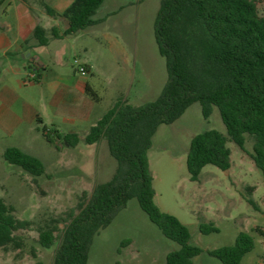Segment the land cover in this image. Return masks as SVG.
I'll return each instance as SVG.
<instances>
[{
    "label": "rangeland",
    "instance_id": "1",
    "mask_svg": "<svg viewBox=\"0 0 264 264\" xmlns=\"http://www.w3.org/2000/svg\"><path fill=\"white\" fill-rule=\"evenodd\" d=\"M7 1L0 0V24L15 25L14 2ZM42 1L53 8L71 0ZM159 2L104 0L94 16L102 21L70 34H63L65 25L61 19L48 22L45 15L35 11L41 17L39 24L48 38L49 51L39 53L45 64L39 71L41 79H32L25 73L28 87L19 91L37 100L42 119L11 129L0 124V197L14 207L16 217L32 221V226L17 232L23 237L21 248L0 247V264H52L57 244L42 247L37 241L38 227L75 207L83 192L90 195L96 184L112 177L117 162L105 139L90 145L84 136L116 102L138 105L160 93L167 73L153 33ZM256 4L264 16V0H256ZM54 25L60 36H54ZM85 64L91 71L82 74L78 67ZM4 65L0 59V72ZM25 69L37 72L27 66ZM57 75L70 77L74 83L76 79L87 81L97 96L94 99L74 85L72 111L66 115L73 119L71 122L55 115L53 101L59 95L53 93L51 83ZM31 81L35 84L32 88ZM53 124L64 132L77 133L78 143L47 140L43 130H52L56 127ZM208 129L226 135L218 108L213 106L210 116L204 118L199 102L192 103L173 123L158 127L147 152L154 202L162 211L177 217L188 228L190 242L203 249L193 258V264H223L207 250L233 244L240 231L252 236L254 247L239 264H264V236L254 230L256 226L264 228V177L249 154L228 141L231 166L227 170L207 164L197 181L189 178L186 155L190 140ZM253 142V136L245 134L247 151L252 150ZM12 146L37 157L44 174L34 177L7 163L3 153ZM247 186L254 188L249 192ZM248 197L255 201L257 209L248 203ZM200 223L213 224L218 230L203 233ZM178 247L149 219L137 199L131 198L93 238L88 264H165L166 254Z\"/></svg>",
    "mask_w": 264,
    "mask_h": 264
},
{
    "label": "trees",
    "instance_id": "2",
    "mask_svg": "<svg viewBox=\"0 0 264 264\" xmlns=\"http://www.w3.org/2000/svg\"><path fill=\"white\" fill-rule=\"evenodd\" d=\"M103 1L72 0L62 12L67 21L63 34L102 21L94 16ZM52 32L60 36L55 28ZM153 33L165 61L166 81L153 100L138 105L116 102L84 136L90 145L105 139L117 166L112 177L96 184L90 195L83 192L75 207L38 227L37 241L42 247L57 244L52 264H88L93 238L131 198L137 199L165 237L179 244L166 254L165 264H193V258L203 249L190 242L188 228L177 217L155 204L147 152L158 127L173 123L194 102H199L204 118L210 116L213 106L218 108L226 135L208 129L191 138L186 155L190 180L197 181L207 164L221 170L231 166L228 141L247 152L264 177V16L256 0H160ZM34 37L40 47L47 45L41 26L35 27ZM85 67L88 69V65ZM85 91L97 98L89 84ZM43 133L49 141L57 138L69 145L79 141L74 132L54 129ZM245 134L254 138L251 151L244 146ZM3 157L34 177L45 172L37 157L17 147H7ZM253 188L247 186L249 192ZM247 201L258 208L252 198ZM31 226L32 221L16 217L14 207L0 197V247L21 248L23 237L17 232ZM199 229L203 233L218 230L205 223H200ZM254 230L264 236L261 226ZM253 247L252 236L240 231L233 244L207 253L223 264H239Z\"/></svg>",
    "mask_w": 264,
    "mask_h": 264
},
{
    "label": "crops",
    "instance_id": "3",
    "mask_svg": "<svg viewBox=\"0 0 264 264\" xmlns=\"http://www.w3.org/2000/svg\"><path fill=\"white\" fill-rule=\"evenodd\" d=\"M72 1V0H71ZM63 1L61 5L53 6L42 0H8L7 3L14 2L13 15L16 19L15 25L8 22L0 24V59L5 61V65L0 72V124L8 128H14L23 122L33 124L36 120L41 121L40 108L37 100L30 94H20V89L26 88L27 82L24 74H30L26 70L36 72V77L40 78V69L45 67L44 62L39 57V53L49 51V42L45 47L37 45L34 37V29L40 26L41 17L35 11L39 10L45 15L46 20L61 19L67 28V21L62 16L63 10L71 3ZM56 29V26L54 27ZM52 29V26H51ZM87 65V64H85ZM87 69V68H86ZM87 71H91L88 66ZM43 82V81H42ZM30 88L35 84L30 83ZM87 81L57 75V79L51 83L54 94H58L59 99L54 100L55 115L63 117L64 121L71 122L73 119L67 117V113L72 111V95L74 85L80 92L85 93ZM57 99V98H56ZM54 123V122H53ZM56 125L54 129L61 133H68L61 130Z\"/></svg>",
    "mask_w": 264,
    "mask_h": 264
},
{
    "label": "built area",
    "instance_id": "4",
    "mask_svg": "<svg viewBox=\"0 0 264 264\" xmlns=\"http://www.w3.org/2000/svg\"><path fill=\"white\" fill-rule=\"evenodd\" d=\"M76 61V60H75ZM78 71L80 72V73H86L87 72V69H86V67H85V65H80L79 67H78ZM30 77L32 78V79H34V78H36V74L34 73V72H32V73H30Z\"/></svg>",
    "mask_w": 264,
    "mask_h": 264
}]
</instances>
